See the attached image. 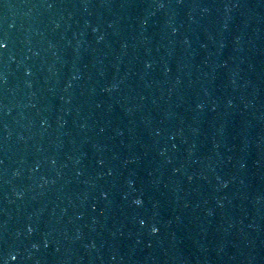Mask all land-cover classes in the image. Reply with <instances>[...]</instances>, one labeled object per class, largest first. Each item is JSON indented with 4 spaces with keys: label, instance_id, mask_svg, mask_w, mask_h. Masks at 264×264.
<instances>
[{
    "label": "water",
    "instance_id": "water-1",
    "mask_svg": "<svg viewBox=\"0 0 264 264\" xmlns=\"http://www.w3.org/2000/svg\"><path fill=\"white\" fill-rule=\"evenodd\" d=\"M0 264H223L264 228V0H0Z\"/></svg>",
    "mask_w": 264,
    "mask_h": 264
},
{
    "label": "snow or ice",
    "instance_id": "snow-or-ice-1",
    "mask_svg": "<svg viewBox=\"0 0 264 264\" xmlns=\"http://www.w3.org/2000/svg\"><path fill=\"white\" fill-rule=\"evenodd\" d=\"M5 46L6 45L2 41H0V48L5 47Z\"/></svg>",
    "mask_w": 264,
    "mask_h": 264
}]
</instances>
